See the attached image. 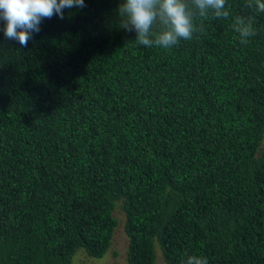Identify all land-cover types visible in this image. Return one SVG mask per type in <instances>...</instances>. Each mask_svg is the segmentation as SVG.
<instances>
[{"label": "trees", "instance_id": "trees-1", "mask_svg": "<svg viewBox=\"0 0 264 264\" xmlns=\"http://www.w3.org/2000/svg\"><path fill=\"white\" fill-rule=\"evenodd\" d=\"M120 2L65 8L27 47L0 20V264L106 256L119 204L129 264H264V12L227 0L166 50Z\"/></svg>", "mask_w": 264, "mask_h": 264}, {"label": "clouds", "instance_id": "clouds-1", "mask_svg": "<svg viewBox=\"0 0 264 264\" xmlns=\"http://www.w3.org/2000/svg\"><path fill=\"white\" fill-rule=\"evenodd\" d=\"M85 0H0L2 31L8 40L27 47L33 33H39L44 19L54 15L64 18L65 8H83ZM245 10L264 12V0H244ZM119 27L135 32L137 45L172 49L181 40H191L194 33L205 32L203 21L227 19V0H121L118 5ZM200 20V24H197ZM252 15H237L231 25L241 44L256 35ZM184 264H208L206 257L190 255Z\"/></svg>", "mask_w": 264, "mask_h": 264}, {"label": "rangeland", "instance_id": "rangeland-1", "mask_svg": "<svg viewBox=\"0 0 264 264\" xmlns=\"http://www.w3.org/2000/svg\"><path fill=\"white\" fill-rule=\"evenodd\" d=\"M115 215L121 220L115 233L111 249L102 258L88 255L84 251L79 252L74 258V264H129L127 260L128 239L124 231L125 214L121 205L116 208ZM156 264H166L163 258L158 255Z\"/></svg>", "mask_w": 264, "mask_h": 264}]
</instances>
